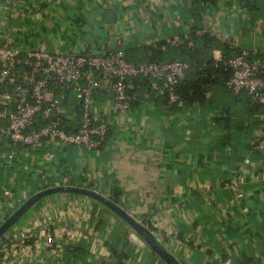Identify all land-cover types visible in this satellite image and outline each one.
I'll return each instance as SVG.
<instances>
[{
	"label": "crops",
	"instance_id": "obj_1",
	"mask_svg": "<svg viewBox=\"0 0 264 264\" xmlns=\"http://www.w3.org/2000/svg\"><path fill=\"white\" fill-rule=\"evenodd\" d=\"M196 13L204 27L199 33L264 56V0H0V47L94 54L113 50L116 37V49L145 62V45L169 51L184 43ZM214 55L223 54L216 49ZM161 89L131 83L132 109L125 113L103 85L94 114L111 132L101 148L0 143V201L7 191L23 202L49 186L91 183L107 196L117 192L116 202L189 263L264 264V151L255 150L264 135V105L246 92L216 87L204 107L171 106ZM65 93L67 106L77 105L75 94ZM7 124L0 120V128ZM238 174L245 181L233 190L228 184ZM53 199L8 233L1 264H165L102 204L73 194ZM24 229L31 234L23 241L17 232ZM47 231L56 244L48 243Z\"/></svg>",
	"mask_w": 264,
	"mask_h": 264
},
{
	"label": "built area",
	"instance_id": "obj_2",
	"mask_svg": "<svg viewBox=\"0 0 264 264\" xmlns=\"http://www.w3.org/2000/svg\"><path fill=\"white\" fill-rule=\"evenodd\" d=\"M221 59L223 55L218 60ZM224 63L231 71L226 83L228 90L234 94L246 92L255 103L264 105V56L242 49ZM188 69L189 63L182 60L133 62L123 49L94 54H52L38 48L22 51L15 46H2L0 120H7L8 124L0 128V143L8 142L13 148L21 145L30 148L50 140L58 146H73L82 151L98 149L108 142L111 132V125L98 120L94 114L103 85L110 89L116 109L129 113L132 109L131 78L146 77L155 83L163 82L170 102L175 103L180 99L177 85L186 77ZM53 88L63 91L61 96L56 97ZM67 91L75 94L77 105L67 106ZM76 117V126H71L69 120ZM40 122L43 124L38 127ZM255 150L264 151V135ZM8 156L12 158L13 154ZM249 162L250 158H246L245 163ZM244 181L245 178L238 174L228 186L238 190ZM4 203L11 212L6 210ZM21 203L7 191L0 201V224ZM17 233L23 241L31 234L26 229ZM43 235L50 244L58 242L48 231ZM2 254L0 250V262ZM224 264L233 263L229 260Z\"/></svg>",
	"mask_w": 264,
	"mask_h": 264
},
{
	"label": "trees",
	"instance_id": "obj_3",
	"mask_svg": "<svg viewBox=\"0 0 264 264\" xmlns=\"http://www.w3.org/2000/svg\"><path fill=\"white\" fill-rule=\"evenodd\" d=\"M193 16L196 18L195 27L190 33L191 36L184 43L177 47L172 46L169 51H163L159 43L156 45L149 44L143 47L144 58L147 61L154 60L164 62L182 60L189 63L186 77L176 88L180 97L178 102L171 103L167 86H165L163 82H157L162 87L161 90L164 91L166 103H169L171 106L183 103V105L198 104L204 107L209 101L207 98L208 92L213 91L216 87H225L228 90L226 83L231 76V71L227 68L224 62L226 59L239 54L238 51L233 50L228 45L220 42L211 32L207 31L199 33L198 31H204L201 22L202 17L197 13ZM216 49L222 51L223 59L218 60L215 58L214 51H216ZM152 82L155 83L154 80L146 77L131 78L129 83V93L131 83L135 85L141 84L142 86L148 87L152 85ZM228 91L231 92L230 90ZM41 124L43 123L40 122L38 127ZM82 186L93 187V184L88 183L83 184ZM109 197L117 201L118 194L115 192V194H112ZM7 211L11 212L12 210ZM104 223V220L101 219L98 226L100 225L101 228L104 226ZM148 226L152 230H155L152 225Z\"/></svg>",
	"mask_w": 264,
	"mask_h": 264
},
{
	"label": "water",
	"instance_id": "obj_4",
	"mask_svg": "<svg viewBox=\"0 0 264 264\" xmlns=\"http://www.w3.org/2000/svg\"><path fill=\"white\" fill-rule=\"evenodd\" d=\"M189 1H216V0H189ZM118 38H113L111 49L116 50ZM73 194L88 197L112 211L126 222L146 243L154 250L165 264H193L181 258L172 251L171 243L166 242L159 234L154 232L143 221L136 218L121 204L103 194L99 190L82 185L62 184L43 188L26 198L9 216L0 224V245L8 233L41 201L54 195Z\"/></svg>",
	"mask_w": 264,
	"mask_h": 264
},
{
	"label": "rangeland",
	"instance_id": "obj_5",
	"mask_svg": "<svg viewBox=\"0 0 264 264\" xmlns=\"http://www.w3.org/2000/svg\"><path fill=\"white\" fill-rule=\"evenodd\" d=\"M54 196H55V197H58V195H54ZM54 196L47 197L45 200L39 202L34 208L39 209V208H41L42 206L44 207L45 204H50V203H52V202L54 201V199H53ZM43 207H42V208H43Z\"/></svg>",
	"mask_w": 264,
	"mask_h": 264
}]
</instances>
